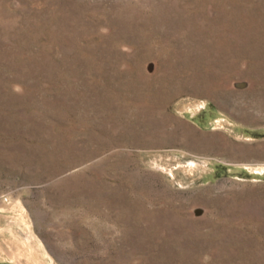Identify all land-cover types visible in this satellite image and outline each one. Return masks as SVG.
Segmentation results:
<instances>
[{
  "label": "rangeland",
  "instance_id": "obj_1",
  "mask_svg": "<svg viewBox=\"0 0 264 264\" xmlns=\"http://www.w3.org/2000/svg\"><path fill=\"white\" fill-rule=\"evenodd\" d=\"M0 264H264V0H0Z\"/></svg>",
  "mask_w": 264,
  "mask_h": 264
}]
</instances>
